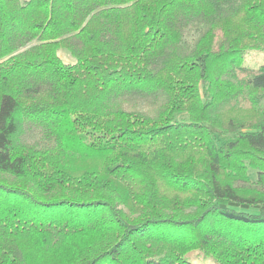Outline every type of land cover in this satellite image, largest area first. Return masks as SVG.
<instances>
[{
    "label": "trees",
    "instance_id": "obj_1",
    "mask_svg": "<svg viewBox=\"0 0 264 264\" xmlns=\"http://www.w3.org/2000/svg\"><path fill=\"white\" fill-rule=\"evenodd\" d=\"M250 50L264 0H0V264H264Z\"/></svg>",
    "mask_w": 264,
    "mask_h": 264
},
{
    "label": "rangeland",
    "instance_id": "obj_2",
    "mask_svg": "<svg viewBox=\"0 0 264 264\" xmlns=\"http://www.w3.org/2000/svg\"><path fill=\"white\" fill-rule=\"evenodd\" d=\"M60 57L63 59L65 62H72L73 59L65 52L64 50L59 51ZM264 62V52L261 51H246L244 55V66L250 67V68H255L262 64ZM262 104L264 105V99L262 101Z\"/></svg>",
    "mask_w": 264,
    "mask_h": 264
}]
</instances>
